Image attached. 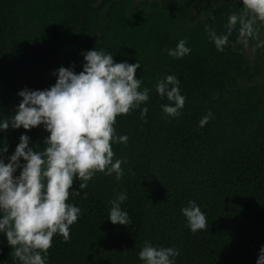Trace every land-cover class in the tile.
I'll use <instances>...</instances> for the list:
<instances>
[{
  "label": "trees",
  "instance_id": "16d2710c",
  "mask_svg": "<svg viewBox=\"0 0 264 264\" xmlns=\"http://www.w3.org/2000/svg\"><path fill=\"white\" fill-rule=\"evenodd\" d=\"M242 6V0H0V118L15 114L20 90L54 85L59 67L82 71V53L94 48L115 62L138 61L140 90L150 89L146 104L118 115L113 126L128 137L112 145L113 159L127 161L123 176L97 172L83 190L74 179L69 191L81 194L70 193L66 202L81 214L67 240L53 236L47 264H142L145 241L178 248L175 264H256L264 245V22L254 25L247 46L238 41L237 24L223 51L205 27L225 33L228 16ZM181 39L190 53L170 57L166 49ZM169 74L185 96L176 117L162 111L170 102L154 87ZM21 134L38 151L49 135L43 126L0 132L5 163ZM122 191L129 225L107 218ZM189 200L208 228L189 230L180 211ZM11 251L0 234V264H20Z\"/></svg>",
  "mask_w": 264,
  "mask_h": 264
},
{
  "label": "clouds",
  "instance_id": "9594fccd",
  "mask_svg": "<svg viewBox=\"0 0 264 264\" xmlns=\"http://www.w3.org/2000/svg\"><path fill=\"white\" fill-rule=\"evenodd\" d=\"M243 11L228 16L226 32L217 34L207 25L208 38L218 51L228 44L229 35L239 24L238 41L247 46L254 37L257 22H264V0H242ZM173 58L190 53L186 40L181 39L175 48L166 49ZM82 71L76 73L74 65L61 66L53 73L55 84L44 90L25 88L17 95L22 99L15 114L0 118V132L9 127L30 130L43 126L49 135L42 150L30 146V137L21 134L14 152L7 157L6 145L0 146V234L11 246L12 255L20 264H47L48 249L56 234L69 238L70 226L81 214V209L70 202L69 191L74 179L80 181L81 190L97 172L105 176L115 173L120 180L121 167L126 159H113L112 145L126 143V135L117 136L116 117L146 104L150 89L140 90L141 78H137L135 63L115 62L114 56L104 50H87L82 53ZM175 75H165L157 80L156 93L170 103L161 104L162 111L176 117L184 107L185 96ZM141 109V116L147 114ZM212 116L209 111L200 121L203 127ZM21 159L24 163H21ZM20 169L19 175H14ZM127 199L120 192L111 201L107 218L112 224L129 225L132 221L121 205ZM190 231L208 228L206 216L195 201L189 200L181 208ZM179 249L174 246L157 247L145 241L138 253L142 264H175ZM256 264H264V245L259 249Z\"/></svg>",
  "mask_w": 264,
  "mask_h": 264
},
{
  "label": "rangeland",
  "instance_id": "374dc122",
  "mask_svg": "<svg viewBox=\"0 0 264 264\" xmlns=\"http://www.w3.org/2000/svg\"><path fill=\"white\" fill-rule=\"evenodd\" d=\"M160 1H162V0H160ZM248 55H249L250 57L253 55V50H252V49L248 50Z\"/></svg>",
  "mask_w": 264,
  "mask_h": 264
}]
</instances>
